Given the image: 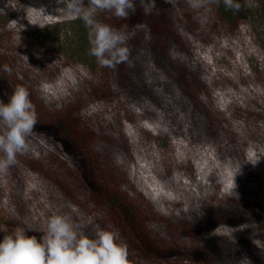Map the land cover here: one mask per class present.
Here are the masks:
<instances>
[{"label": "trees", "instance_id": "1", "mask_svg": "<svg viewBox=\"0 0 264 264\" xmlns=\"http://www.w3.org/2000/svg\"><path fill=\"white\" fill-rule=\"evenodd\" d=\"M133 2L136 11L127 19L97 13V19L113 27L127 25L129 62L114 69L98 65L95 76L68 84L58 83V70L49 57L16 40L8 20L0 19V100L7 103L17 85L29 90L38 117L30 141L42 151L52 149L56 157L50 164L42 152L30 150L9 172L15 180L32 176L43 192L45 229L56 211L84 224L89 236L97 227L113 231L128 247L129 264H264V189L252 184L242 154L235 156L244 170L237 176L238 198L229 197V190L215 180L205 189L189 186L180 193L169 172L160 174L167 193L158 196L135 181V140L107 109L111 102L127 111L148 102L175 113L185 110L186 103L195 128L227 148L238 123L263 129L264 103L254 93L219 110L214 88L192 61L195 42L208 46L216 35L229 37L247 18L246 7L234 14L221 2L201 26L183 0L177 7L155 0L149 15L139 0ZM238 2L243 5L245 0ZM257 2L264 9V0ZM16 7L25 13L27 0H18ZM5 64L12 68L11 75L3 71ZM14 197L6 208L0 203V228L7 232L25 230V206ZM29 223L39 239L41 222ZM0 232L3 238L6 233Z\"/></svg>", "mask_w": 264, "mask_h": 264}, {"label": "rangeland", "instance_id": "2", "mask_svg": "<svg viewBox=\"0 0 264 264\" xmlns=\"http://www.w3.org/2000/svg\"><path fill=\"white\" fill-rule=\"evenodd\" d=\"M27 2L24 13L16 7L18 0H0V19L8 20L16 40L30 43L49 57L58 70L60 84L93 76L98 64L88 54L89 42L83 21L58 13L56 9L64 5L58 4L57 0ZM253 3V8H246L248 16L245 21L229 37L216 35L213 44L205 46L195 42L193 46V64L199 66L205 80L214 88L215 106L221 111L226 110L233 99H242L249 91L264 103V9L257 0ZM107 107L110 114L125 126L127 135L135 140L136 158L132 167L135 181L156 195L167 193L160 178V174L166 172L174 177V185L180 188V193L181 190L187 191L189 186L196 191L205 189L207 182L213 180L229 190L233 181L238 184L237 176H243L244 170L237 165L235 157L241 154L252 184L264 189V128L255 129L245 122L238 123L231 142L233 145L227 148V145L209 141L195 128L186 103L183 105L185 110L175 113H167L148 102L139 103L130 111L118 102H111ZM29 144L31 151L42 152L50 164H55L52 149L46 146L50 153L42 151L30 138ZM232 150H235L233 155ZM257 157H261L257 164L250 163ZM60 160L64 164L66 159L62 157ZM19 177L15 180L11 172L0 175V203L6 208L11 197L15 196L14 201L19 200L18 203L25 206L21 218L25 222L23 227L33 235V226L29 222H41L38 225L45 230L42 223L46 213L42 204L43 192L36 187L32 176L24 174ZM39 226L35 228L38 233L41 231Z\"/></svg>", "mask_w": 264, "mask_h": 264}, {"label": "clouds", "instance_id": "3", "mask_svg": "<svg viewBox=\"0 0 264 264\" xmlns=\"http://www.w3.org/2000/svg\"><path fill=\"white\" fill-rule=\"evenodd\" d=\"M165 2L177 7L181 0ZM183 2L195 13V19L201 26L207 23L213 7H219L221 2L226 11L231 10L234 14L242 7L255 6L253 0H245L243 5L238 0ZM57 3L64 5L56 9L58 13L83 21L89 42L88 54L96 59L100 67L114 69L129 62L131 50L127 46V25L113 27L97 19V13L109 12L117 19H127L130 13L136 11L133 0H88L87 6L84 0H57ZM139 3L145 15L156 8L155 0H139ZM41 11L45 14L43 7ZM3 71L12 74V68L7 64L3 66ZM37 119L35 106L25 86H15L7 103L0 100V175H7L10 168L18 164V157L30 151L29 138L34 133ZM260 158L250 163L255 165ZM235 189L233 181L227 193L229 197L238 198ZM85 227L69 214L54 211L39 239L35 235H26L23 229L7 232L5 228H0L6 233L0 241V264H129L128 247L120 242L117 233L97 227L94 235L89 236Z\"/></svg>", "mask_w": 264, "mask_h": 264}]
</instances>
